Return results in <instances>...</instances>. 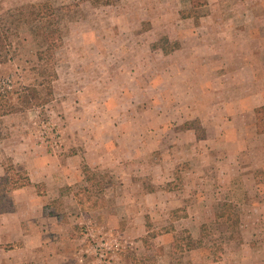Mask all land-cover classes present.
<instances>
[{"label": "rangeland", "instance_id": "1", "mask_svg": "<svg viewBox=\"0 0 264 264\" xmlns=\"http://www.w3.org/2000/svg\"><path fill=\"white\" fill-rule=\"evenodd\" d=\"M45 2L59 77L49 103L0 119V264H264V0H0V18ZM20 32L8 92L35 83ZM25 158L55 178L18 207ZM84 164L102 174L92 210Z\"/></svg>", "mask_w": 264, "mask_h": 264}, {"label": "trees", "instance_id": "2", "mask_svg": "<svg viewBox=\"0 0 264 264\" xmlns=\"http://www.w3.org/2000/svg\"><path fill=\"white\" fill-rule=\"evenodd\" d=\"M92 5L114 6L121 0H82ZM57 9L52 4L26 3L12 8L0 18V67L12 63L18 55L13 37L18 36L22 28H28L36 45L34 57L36 65L29 69L34 73L35 83L15 87L8 92L0 81V119L10 115L19 114L34 108H40L53 100L54 84L58 80L57 50L62 44V30L58 23ZM256 118L259 125L264 122V107L256 108ZM87 186L83 187L87 201L78 202L80 206L94 209L100 203L94 201V190H102V174L96 173L88 165H83ZM9 175V168L6 170ZM11 180V179H10ZM15 181L11 180V183ZM14 187L24 186L22 181L16 180ZM80 194L77 195V198ZM78 200V199H77ZM82 200V199H81ZM87 203H89L88 206ZM233 207L228 205L225 209L229 220V229L239 230V215L232 214ZM231 231V234L233 233ZM232 235L230 238L233 239Z\"/></svg>", "mask_w": 264, "mask_h": 264}, {"label": "crops", "instance_id": "3", "mask_svg": "<svg viewBox=\"0 0 264 264\" xmlns=\"http://www.w3.org/2000/svg\"><path fill=\"white\" fill-rule=\"evenodd\" d=\"M256 108H259V107H256ZM256 108H255V110H256ZM75 159L77 160V157H75ZM42 160L44 161L45 159L42 158ZM79 161L80 162L78 164V167H80V165H82L84 162L87 163L86 161H84L83 158L82 159L80 158ZM16 162H18V160ZM13 163H15L14 160H13ZM21 163L24 164L26 166V169L28 170V178L30 179L31 184H29L28 186L27 185L23 186L21 188H16L18 190L15 189L16 191L13 193L12 196L14 198H16L15 202L18 205V207L22 206V203H23V205H26V206H29L30 203H32L34 205L36 195H38V193H36L35 185H38V184H40V182H43L42 180L45 179V177H46L45 180H48V179L53 180L55 178L54 176L49 175L51 173H48V174H46V176L42 175L40 177V179H38V177H37V174H38L37 170L38 169L36 168V166L33 165V163H35V161H33V163H32V162H29V160L25 158V159H23V161ZM6 170H7L6 167L4 166V164H1V161H0V177H2L3 175L6 176ZM58 181H60V180H58ZM59 183L61 184V182H59ZM59 183H58V185H59ZM56 191H58V192L56 193ZM60 193H61V191H59V188L57 189V187H56V189L52 192V195L60 196ZM152 195L155 196V193H153ZM53 200H55V199H53ZM29 220H31V218L28 219V221ZM21 222H24V218H22V215H21ZM62 223L67 224V223L61 221V224ZM132 224H134V223H132ZM135 224H139V226L141 225V223H135Z\"/></svg>", "mask_w": 264, "mask_h": 264}]
</instances>
